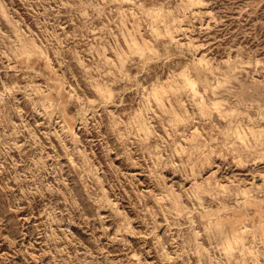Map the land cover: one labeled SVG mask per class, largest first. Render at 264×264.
Segmentation results:
<instances>
[{"label": "rangeland", "instance_id": "374dc122", "mask_svg": "<svg viewBox=\"0 0 264 264\" xmlns=\"http://www.w3.org/2000/svg\"><path fill=\"white\" fill-rule=\"evenodd\" d=\"M0 264H264V0H0Z\"/></svg>", "mask_w": 264, "mask_h": 264}, {"label": "bare ground", "instance_id": "6f19581e", "mask_svg": "<svg viewBox=\"0 0 264 264\" xmlns=\"http://www.w3.org/2000/svg\"><path fill=\"white\" fill-rule=\"evenodd\" d=\"M240 239V238H239Z\"/></svg>", "mask_w": 264, "mask_h": 264}]
</instances>
